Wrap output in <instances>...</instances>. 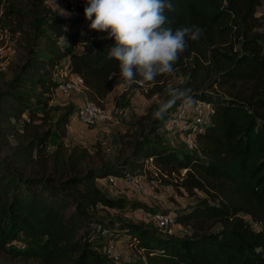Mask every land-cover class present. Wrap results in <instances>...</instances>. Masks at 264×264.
<instances>
[{
    "label": "trees",
    "instance_id": "1",
    "mask_svg": "<svg viewBox=\"0 0 264 264\" xmlns=\"http://www.w3.org/2000/svg\"><path fill=\"white\" fill-rule=\"evenodd\" d=\"M171 2L170 26L198 28L200 37L188 41L172 73L146 85V96L166 91L177 71L182 78L177 87L189 89L191 99L214 112L197 137V150L185 154L161 142L157 131L164 118L145 112L135 118L137 137L126 147L122 143L116 162L109 163L98 155L89 162L85 149L65 151L60 144L47 155L53 130L42 131L34 123L50 111L58 112L55 129L65 130L70 123L73 106L49 105L65 59L68 73L82 77L86 100L103 107L121 85L112 75L116 61L106 59L113 40L105 39L106 32L65 30L46 0H28L24 7L22 0H0V19L10 23L9 33L20 35L25 51L0 88V127L16 140L0 150V254L6 259L111 264L95 252L104 242L100 226L129 243L135 240L149 255L146 264H264V34L258 32L262 24L256 16L262 0ZM123 88L122 100L130 89L141 90L135 84ZM20 122L19 132L15 125ZM148 165L164 184L195 198L192 208L174 215L175 225L188 227L189 236L176 239L142 224L95 218L101 209L122 213L129 207L107 197L97 184L109 176H142ZM131 205L132 211L143 207Z\"/></svg>",
    "mask_w": 264,
    "mask_h": 264
},
{
    "label": "rangeland",
    "instance_id": "2",
    "mask_svg": "<svg viewBox=\"0 0 264 264\" xmlns=\"http://www.w3.org/2000/svg\"><path fill=\"white\" fill-rule=\"evenodd\" d=\"M23 3L20 4L24 7V4L28 2V0H22ZM47 6L58 7L55 10L61 15L62 19H67L69 17V12L66 9L65 3L62 0H46ZM26 8V7H25ZM256 16L260 17L261 20V28L258 30L260 34H264V0H262L261 6L257 9ZM73 18V16L71 15ZM1 26L3 27V34L0 35V88L3 79H10L12 77V69H14V65H18L22 56L24 57L25 51L23 46L20 44L18 33L12 35L9 33L10 23L6 18L1 16ZM90 34V33H87ZM262 46L264 49V40L262 42ZM65 66V61L63 60L60 64V67ZM181 76L179 72H174L170 81L166 84V91L163 93H156L153 96L147 97L146 93H148V88L146 90H138V89H130L128 91V95L132 97L135 93H137V104L129 103L128 98L125 100L121 99V94L126 91L122 88V92L120 95H117L115 98L117 100L113 102V105L116 106L117 102H120L116 107L118 108H126V113L123 117L116 118L112 122L100 124L95 127H87L81 124L77 118L76 110L78 108V104L75 102V94L78 97H85V91L83 93H74L69 98H63L59 96L56 92L52 95V101L49 103L50 106L56 107H64L66 105L73 106V113L70 118V123L65 130L60 129L57 130L54 127L55 121L57 119L58 112L55 113L50 111L48 116L37 115L40 119H37L34 124H41V130L45 131L46 129H52L53 133L49 140V144L46 148V154L49 155L56 149L57 144L63 146V150L68 151L73 147H79L85 149L89 153V162L94 161L96 155L99 158L105 160L109 163H114L117 160L118 150L121 148L122 143L123 146H127L129 142H131L136 135V128L134 126L135 118L147 112L153 119V113L156 108L159 106L162 100L166 99L168 92L177 88V86L181 83ZM138 91V92H137ZM74 96V97H73ZM128 97V96H127ZM86 99V97H85ZM106 106V102H103V107ZM102 107V106H101ZM170 111L162 121L160 129L157 131L159 137L161 138V142L174 150L178 151L180 154H185L188 151L184 148V138L181 135L172 136L170 134L165 135L162 134L161 128L164 122L168 119ZM140 114V115H139ZM43 116V117H42ZM24 119L27 117L24 116ZM17 131H21L22 123H18L15 125ZM62 131L64 134H62ZM5 133V136L2 137V134ZM148 140H151V136H146ZM8 143L6 146L4 144ZM16 143V140L13 136L8 135V130H2L0 127V150L13 147ZM140 182L141 184L147 183L150 187H154L153 191H147L145 194H140L142 198H140L139 193H136L134 190L130 188H124L119 190V187L116 189H111L107 186H101L99 183L98 187L102 189L104 194L113 199V200H123L125 206L127 207L124 211L116 212L112 210H98L95 212V218L99 220H110L114 223L120 222H133L137 224H142L146 228L150 230H154L152 225L141 223L138 216L130 209L131 204L136 201L140 205L144 207V209L148 212H152L154 210L156 212L162 213H170V214H178L182 213L187 209H190L194 206L196 200L194 197H190L187 194L181 191V194L177 192L171 186V190L166 187L169 184H164L163 179L158 175L155 168L151 165L146 166L144 171L142 172V176ZM104 184V183H103ZM152 193L154 194L152 196ZM197 196L203 197L202 194L198 193ZM148 209V210H147ZM253 225V224H252ZM255 227V226H253ZM190 229L188 227L177 226L175 229V234L173 238L182 239L190 235ZM127 237L124 236H115L114 241L121 242L122 244L127 245L128 241H126ZM107 242V240H105ZM96 253L100 255L102 258L103 252L101 246L96 247ZM106 259V258H105ZM109 260V259H106ZM111 264H114L113 261L109 260ZM0 264H28L20 261L6 259L0 254Z\"/></svg>",
    "mask_w": 264,
    "mask_h": 264
},
{
    "label": "clouds",
    "instance_id": "3",
    "mask_svg": "<svg viewBox=\"0 0 264 264\" xmlns=\"http://www.w3.org/2000/svg\"><path fill=\"white\" fill-rule=\"evenodd\" d=\"M88 28L106 32L113 40L106 59L114 60L117 71L112 75L121 86H145L157 77L170 74L189 40H197L200 30L170 26L168 11L174 10L171 0H84ZM70 15V14H69ZM66 42V41H65ZM189 89L173 88L153 113V119H163L180 102L186 105Z\"/></svg>",
    "mask_w": 264,
    "mask_h": 264
},
{
    "label": "built area",
    "instance_id": "4",
    "mask_svg": "<svg viewBox=\"0 0 264 264\" xmlns=\"http://www.w3.org/2000/svg\"><path fill=\"white\" fill-rule=\"evenodd\" d=\"M66 9L73 18H78L85 9L84 0H62ZM57 87L56 93L64 98H69L74 93H83L85 90L84 81L79 75H70L65 70H59L56 74ZM141 90H146L148 86H139ZM125 90V89H124ZM125 108H118L115 105L100 107L91 101L85 100L76 110V116L81 124L87 127H95L100 124L114 121L116 118L125 115ZM213 108L202 101L191 99L186 105L179 103L168 119L162 125L161 131L165 135L178 136L184 138V148L188 152L197 150V137L204 133L209 124L210 116L213 114ZM151 159L146 160L150 164ZM152 166V165H151ZM185 170L181 174H184ZM141 177L126 175L123 180L124 187L132 189L136 193L145 194L148 190L140 182ZM116 177L109 176L104 180L105 186L116 189L118 187ZM166 187L171 190L170 185ZM153 191L154 187H150ZM182 191V190H181ZM154 194L152 193V196ZM141 223L150 224L163 236H174L175 225L174 215L170 213H152L138 206L133 210ZM99 236L104 240L101 248L103 256L114 262V264H146L147 255L142 248H138L133 240L127 245L114 241L116 235H113L107 229L97 226ZM114 236V237H113ZM107 240V242H105ZM98 246V245H97ZM95 250H97L95 248ZM137 252L136 253H134ZM96 252V251H95Z\"/></svg>",
    "mask_w": 264,
    "mask_h": 264
},
{
    "label": "crops",
    "instance_id": "5",
    "mask_svg": "<svg viewBox=\"0 0 264 264\" xmlns=\"http://www.w3.org/2000/svg\"><path fill=\"white\" fill-rule=\"evenodd\" d=\"M50 8L55 12V13H57V14H59L55 9L56 8H58V7H54V6H50ZM83 13H84V10L81 12V14H80V16L78 17V18H72L71 17V15H69V17L65 20V19H63L64 20V28H65V30H67V31H69V32H79V33H83V34H87V33H92L93 31H91V30H89V28H88V24L91 22V21H89V20H85V18H84V15H83ZM61 16V15H60ZM61 43L64 45V46H68V43L67 42H65V40H62L61 41ZM74 49L76 50V51H78V50H80L81 49V47H80V45L79 44H77V45H74ZM65 61V66L62 68V67H60L62 70H65V71H67L68 72V69H69V61L67 60V59H65L64 60ZM123 87L121 86V85H119V86H117L114 90H113V92L107 97V99L105 100V102H106V106H111V105H113V100H114V97H116L117 95H120L121 94V92H122V89ZM122 89V90H121ZM138 92V91H137ZM59 96H61L60 94H58ZM137 93H135L132 97H130V95H128V100H129V103H131V104H137V101H136V98H137ZM62 97V96H61ZM74 97V96H73ZM64 98V97H63ZM86 99H85V97L83 98H81V97H78V96H76V94H75V102L78 104V107L79 106H81V104L85 101ZM125 110H126V108H125ZM127 111V110H126ZM126 113V112H125ZM140 115V114H139ZM68 127V126H67ZM133 177H136V176H133ZM104 183V181H100L99 182V184L101 185V186H105V184H103ZM143 185L145 186V188L148 190V191H150V189H149V186H148V184L147 183H144L143 182ZM118 187H119V190H121V189H123V187H124V184H123V180L122 179H119V181H118ZM125 188V187H124ZM132 190V189H131ZM140 195V194H139ZM140 198H142L141 197V195L139 196ZM142 200H144V198H142ZM136 202H139L140 203V201L138 200V201H136ZM173 215H176V214H173ZM134 253H136L137 254V252H135L134 251Z\"/></svg>",
    "mask_w": 264,
    "mask_h": 264
}]
</instances>
